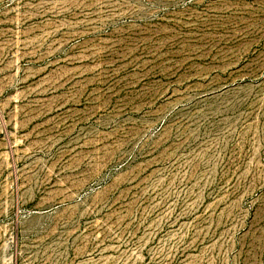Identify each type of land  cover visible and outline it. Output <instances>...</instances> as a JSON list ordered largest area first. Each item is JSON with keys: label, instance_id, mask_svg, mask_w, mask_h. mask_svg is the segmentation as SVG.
<instances>
[{"label": "rangeland", "instance_id": "rangeland-1", "mask_svg": "<svg viewBox=\"0 0 264 264\" xmlns=\"http://www.w3.org/2000/svg\"><path fill=\"white\" fill-rule=\"evenodd\" d=\"M0 264H264V0H0Z\"/></svg>", "mask_w": 264, "mask_h": 264}]
</instances>
